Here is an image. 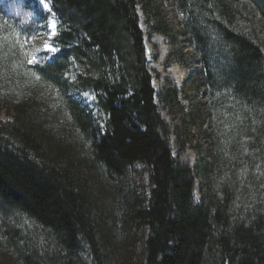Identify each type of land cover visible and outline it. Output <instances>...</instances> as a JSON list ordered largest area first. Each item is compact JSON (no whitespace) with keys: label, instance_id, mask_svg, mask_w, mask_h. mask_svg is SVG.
Here are the masks:
<instances>
[{"label":"trees","instance_id":"trees-1","mask_svg":"<svg viewBox=\"0 0 264 264\" xmlns=\"http://www.w3.org/2000/svg\"><path fill=\"white\" fill-rule=\"evenodd\" d=\"M49 1L60 24L58 50L37 83L47 82L44 105L13 96V120L0 122V264H111L118 217L101 201L111 191L124 220L148 228L134 264H264V174L253 169L264 170V0H173L200 57L214 123L231 126L216 141L213 176L205 170L210 180L222 169L228 175L208 183L200 204L154 100L137 8L150 18L155 0ZM72 62V84L91 91L106 117L101 131L66 84L56 109H45L46 89L56 85L47 78L64 77ZM7 66L0 61V98L10 92L5 84L17 85ZM64 114L80 146L46 134ZM136 163L149 168L146 205L123 188Z\"/></svg>","mask_w":264,"mask_h":264},{"label":"rangeland","instance_id":"rangeland-1","mask_svg":"<svg viewBox=\"0 0 264 264\" xmlns=\"http://www.w3.org/2000/svg\"><path fill=\"white\" fill-rule=\"evenodd\" d=\"M44 3L48 5L47 8L41 0H0V51L4 52L0 61L9 62L6 67H10L7 75L17 84H5L10 92L5 98H0V122L13 120L17 104L11 99L13 96L15 101L44 105L42 100L46 95L44 88L47 87V82L40 87L37 83L42 81L40 71H43L45 61L57 52L47 50L44 45L47 42L57 49L54 37L60 24L51 2L44 0ZM151 6L155 14H151L150 18H146L139 6L137 12L147 68L155 91L154 100L159 114L170 128L168 140L172 157L177 164L188 166L192 170V201L200 204L204 202L208 183L217 186L228 175L227 170L222 169L219 176L210 180L209 175L205 176V170L206 167L209 168L213 176L214 150L215 145H218L216 141L222 132L230 130L231 126L228 121L218 122V126L214 123L216 110L209 104L201 60L185 29L184 16L177 10L173 0H155ZM5 56L9 60H5ZM77 72V64L72 62L64 77H55L53 73L49 75L47 80L56 85H49L46 89V92L49 91L52 95L45 98L48 104L45 109H56L61 91L59 87L66 84L64 90L91 114L93 126H97L98 131H101L106 117L98 109L91 91H80L72 84ZM40 88L42 89L39 90ZM65 116L64 114V118L57 117V120L61 121L56 120L55 125H50L46 134L51 133L54 137L80 146V142L75 138L78 136L76 127L70 125ZM223 118L228 119L229 116L225 115ZM238 167H242L241 162ZM254 167L257 176L264 174L261 164ZM148 170L146 164L136 163L129 167L122 181L124 191L136 198L137 205H146L150 189ZM244 171V168L239 169L238 182L243 179ZM241 182L240 185H243ZM110 185L113 186L110 182L106 183L107 190ZM112 193L113 191L104 197L102 195V200L100 199L103 201L104 212H114L118 217L116 219L114 215L116 221L112 224L114 232L110 254L114 256L112 255L111 264H134L140 257L148 228L137 221H125L126 218L117 212L116 205L112 204Z\"/></svg>","mask_w":264,"mask_h":264},{"label":"snow or ice","instance_id":"snow-or-ice-1","mask_svg":"<svg viewBox=\"0 0 264 264\" xmlns=\"http://www.w3.org/2000/svg\"><path fill=\"white\" fill-rule=\"evenodd\" d=\"M41 3L44 4V7H45V8L48 7V5H47L46 3H44V0H41ZM44 47H45L47 50H49V51H51V52H53V53H55V52L57 51L56 48L52 47V46L49 45L47 42H45ZM33 60H35V57H33Z\"/></svg>","mask_w":264,"mask_h":264}]
</instances>
